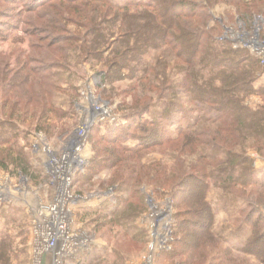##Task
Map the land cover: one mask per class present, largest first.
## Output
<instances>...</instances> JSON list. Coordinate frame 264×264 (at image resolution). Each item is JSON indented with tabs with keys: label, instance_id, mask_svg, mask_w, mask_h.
Instances as JSON below:
<instances>
[{
	"label": "rangeland",
	"instance_id": "obj_1",
	"mask_svg": "<svg viewBox=\"0 0 264 264\" xmlns=\"http://www.w3.org/2000/svg\"><path fill=\"white\" fill-rule=\"evenodd\" d=\"M31 1L39 0L19 4L0 0V121L9 120L14 113L13 123L21 130L19 138L0 144V152L4 156L17 143L31 165L29 176L19 174L13 166L0 168V237H6L10 248L6 261L0 264H40L35 253L36 212L40 205L54 203L59 191L49 162L62 160L79 136L84 137L78 157L82 166L70 175V191L76 201L70 202L68 209L71 228L81 240L89 241L84 250L90 248L92 259L82 264H264L243 251L252 236L247 216L259 207L264 215V187L239 184L224 191L210 181L206 201L215 213L210 223L201 215L204 205L193 186L187 183L181 188L177 181L182 168L201 163L214 171L220 166V160L202 159L218 154L212 146L223 144L219 137L216 140L214 126L201 128L211 134V139L202 137L201 145L188 141L151 147L139 156L124 155L122 162L113 165V159L106 161L104 168L95 169L90 176L97 160L109 158L104 150L115 149L102 139L108 127L125 126L127 116L134 114V103L143 96L153 97L154 87L148 79L138 81L148 77L140 64L137 80L124 70L122 76L102 82L100 75L108 71L105 62L77 58L91 15L78 14L72 11L73 6L60 1L41 8L32 6ZM113 1L122 4L129 0ZM212 14L224 26L223 37L233 39L235 47L248 48L261 61L262 72L253 83L257 93L245 98L244 104L255 109L263 106L264 64L259 51L264 50V11L255 12L251 27L237 20L234 6L223 1L215 4ZM165 57L161 49L152 51L143 64L159 66ZM25 64L24 75L18 76ZM160 70L163 75V67ZM167 72L170 81L180 79L173 69ZM97 107H104L107 115L98 113ZM41 123L50 128L49 133L38 130ZM131 134L138 135L135 130ZM238 139L236 135L228 137L233 142ZM247 141V145L254 142L251 136ZM138 144L137 139L128 140L130 147ZM245 154L263 176L264 154L248 148ZM228 170L233 173L234 169ZM122 182H127L132 192L116 195L118 189H126ZM179 191L182 194L175 201L172 197ZM117 196L122 199L119 204ZM112 201L118 204V214L103 217L96 208ZM208 222L211 227L200 228ZM157 232L168 241L166 245L162 246ZM78 254L66 264H78L76 260L85 253Z\"/></svg>",
	"mask_w": 264,
	"mask_h": 264
},
{
	"label": "trees",
	"instance_id": "obj_2",
	"mask_svg": "<svg viewBox=\"0 0 264 264\" xmlns=\"http://www.w3.org/2000/svg\"><path fill=\"white\" fill-rule=\"evenodd\" d=\"M23 1L4 0L7 4ZM55 1L73 6L72 11L78 14L91 15L86 33L78 36L83 43L77 58L94 57L105 62L108 71L100 75L102 82L122 76L124 70L128 71V77L137 80L142 68L148 77L143 76L138 81L143 83L148 79L156 95L137 100L132 107L134 114L127 116L125 126L108 127L102 139L115 149L104 150L109 158L97 160L89 170L90 176L95 169L104 168L106 161L113 159V165L122 162L124 155L139 156L151 147L188 141L201 145L204 138L211 139L207 129L201 128L214 126L217 128L214 132L216 140L219 137L223 144L215 145V139H212V147L218 154H208L202 159L212 163L220 160V166L213 171L210 166L198 163L188 170L180 169L177 179L181 188L187 183L193 186L195 196L204 205L201 215L206 222L212 223L215 215L212 204L206 201L212 188L210 181L224 191L239 184L264 187V175L257 173L253 160L245 154L247 148L264 154V105L255 109L244 104L245 98L257 93L253 83L262 72V64L248 48L235 47L233 39L223 37L224 26L214 20L212 14L215 4L223 1L234 6L237 20L251 27L249 23L255 12L264 11V0H129L122 4L113 0H39L31 1V5L41 8ZM211 22H215L213 27ZM160 49L166 57L159 66L143 64L149 53ZM131 64L136 65L132 67ZM139 64L141 68H138ZM26 66L19 69L18 76L24 75ZM162 67L163 75L162 70L158 71ZM169 68L176 71L180 79L170 81ZM14 116L13 113L9 120L0 121L1 145L10 144L20 136V127L13 123ZM38 130L49 133L50 128L41 123ZM132 130L138 135L131 134ZM234 135L239 136L238 141H229L228 137ZM249 136L254 140L252 145H247ZM130 138L137 139L139 144L128 146ZM229 142L233 143L226 146ZM7 152L4 156L0 152V168L8 170L13 166L19 174L29 176L31 165L23 149L15 143ZM228 168L234 169L233 173ZM122 184L126 189H118L116 195L132 192L127 182ZM180 194L181 191L176 192L172 198L177 201ZM115 200L118 204L122 202L119 196ZM109 202L96 209L101 210L99 213L103 217L112 218L118 214V204ZM260 209L247 216L252 236L243 251L264 263V215ZM255 216L256 220L252 221ZM210 223L202 224L200 228L207 229L211 227ZM9 249L6 237H0V262L6 261ZM89 249L76 263L92 259Z\"/></svg>",
	"mask_w": 264,
	"mask_h": 264
},
{
	"label": "built area",
	"instance_id": "obj_3",
	"mask_svg": "<svg viewBox=\"0 0 264 264\" xmlns=\"http://www.w3.org/2000/svg\"><path fill=\"white\" fill-rule=\"evenodd\" d=\"M264 64V50H260ZM103 116L107 115L104 107L95 109ZM86 123V122H85ZM84 146V137L79 136L77 141H73L71 149L59 160L49 162V171L57 179L59 191L56 194L54 203L50 205H40L36 212V223L34 228L35 253L40 261L45 255H50L52 264H66L68 259L78 256L87 245L88 240H81L78 234L70 225V210L68 206L74 203V195L70 191L71 172L75 167H81L78 161L80 149ZM76 197V196H75ZM74 199V200H73ZM160 236L162 246L168 241ZM158 240V239H157ZM77 254V255H75Z\"/></svg>",
	"mask_w": 264,
	"mask_h": 264
},
{
	"label": "crops",
	"instance_id": "obj_4",
	"mask_svg": "<svg viewBox=\"0 0 264 264\" xmlns=\"http://www.w3.org/2000/svg\"><path fill=\"white\" fill-rule=\"evenodd\" d=\"M86 250H87V249L83 250L82 252L85 253ZM80 253H81V252H80ZM82 255H83V254H82ZM42 260H43V261H42L43 264H52V258H51L50 255H45V256L43 257ZM42 263H41V264H42Z\"/></svg>",
	"mask_w": 264,
	"mask_h": 264
},
{
	"label": "bare ground",
	"instance_id": "obj_5",
	"mask_svg": "<svg viewBox=\"0 0 264 264\" xmlns=\"http://www.w3.org/2000/svg\"><path fill=\"white\" fill-rule=\"evenodd\" d=\"M79 139V137L78 138H76V140L75 141H77Z\"/></svg>",
	"mask_w": 264,
	"mask_h": 264
}]
</instances>
